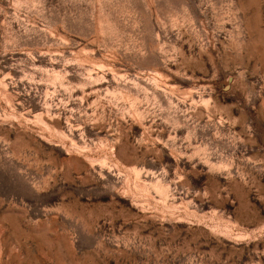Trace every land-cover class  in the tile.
<instances>
[{"label": "rangeland", "instance_id": "rangeland-1", "mask_svg": "<svg viewBox=\"0 0 264 264\" xmlns=\"http://www.w3.org/2000/svg\"><path fill=\"white\" fill-rule=\"evenodd\" d=\"M0 264H264V0H0Z\"/></svg>", "mask_w": 264, "mask_h": 264}]
</instances>
